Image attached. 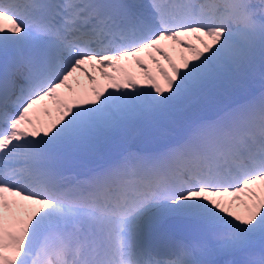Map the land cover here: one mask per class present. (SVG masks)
Instances as JSON below:
<instances>
[{
    "label": "snow or ice",
    "instance_id": "obj_1",
    "mask_svg": "<svg viewBox=\"0 0 264 264\" xmlns=\"http://www.w3.org/2000/svg\"><path fill=\"white\" fill-rule=\"evenodd\" d=\"M0 264H264V0H0Z\"/></svg>",
    "mask_w": 264,
    "mask_h": 264
}]
</instances>
